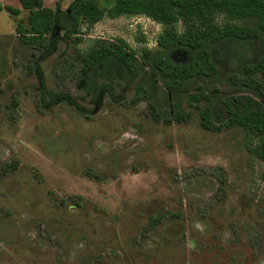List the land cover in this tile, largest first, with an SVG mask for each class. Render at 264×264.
Wrapping results in <instances>:
<instances>
[{
    "label": "rangeland",
    "instance_id": "obj_1",
    "mask_svg": "<svg viewBox=\"0 0 264 264\" xmlns=\"http://www.w3.org/2000/svg\"><path fill=\"white\" fill-rule=\"evenodd\" d=\"M43 1L66 12L77 0ZM0 6L22 11H0V264H264V161L242 129L204 130L194 111L156 124L130 88L93 102L67 65V20L49 50H30L16 32L28 19L20 0ZM162 29L106 17L82 26L77 47L122 39L139 56Z\"/></svg>",
    "mask_w": 264,
    "mask_h": 264
},
{
    "label": "trees",
    "instance_id": "obj_2",
    "mask_svg": "<svg viewBox=\"0 0 264 264\" xmlns=\"http://www.w3.org/2000/svg\"><path fill=\"white\" fill-rule=\"evenodd\" d=\"M20 5L28 19L27 24L17 21L16 32L30 50H49L67 20L62 36L71 47L67 65L77 67L70 70H75L82 95L96 102L103 93L130 88V104L146 102L150 120L164 126L185 124L194 111L204 130L242 129L252 152L264 161V0H109L108 6L77 0L66 12L46 8L43 0H20ZM1 10L15 18L22 12L13 6ZM135 15L163 27L155 49L144 48L138 56L122 39L94 41L88 49H78L83 25ZM220 15L244 24L222 27L216 22ZM247 21L253 26H246ZM179 23L182 33L176 28ZM256 53L255 61L239 60ZM42 90L51 99L52 93ZM65 96L52 102H64ZM160 219L151 217L149 226Z\"/></svg>",
    "mask_w": 264,
    "mask_h": 264
},
{
    "label": "built area",
    "instance_id": "obj_3",
    "mask_svg": "<svg viewBox=\"0 0 264 264\" xmlns=\"http://www.w3.org/2000/svg\"><path fill=\"white\" fill-rule=\"evenodd\" d=\"M154 46L157 47V41H156V43L154 44Z\"/></svg>",
    "mask_w": 264,
    "mask_h": 264
}]
</instances>
